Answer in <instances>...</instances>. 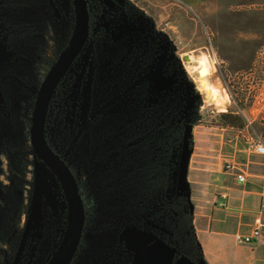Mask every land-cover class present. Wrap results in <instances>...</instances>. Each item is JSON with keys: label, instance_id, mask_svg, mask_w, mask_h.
Instances as JSON below:
<instances>
[{"label": "rangeland", "instance_id": "1", "mask_svg": "<svg viewBox=\"0 0 264 264\" xmlns=\"http://www.w3.org/2000/svg\"><path fill=\"white\" fill-rule=\"evenodd\" d=\"M184 1L90 0L93 30L86 55L57 92L46 127L87 206V233L72 264H137L160 239L150 223H130L113 175L128 174L130 161L119 167V159L132 152L134 142L147 139L146 110L179 84V70L165 58L168 30L205 101L203 122L189 127L192 148L182 152L179 190L191 192L196 172L212 166L228 147L230 129L219 124L223 112L249 116L252 141L264 136V90L258 86L264 43L254 65L234 75L215 48L219 37L256 40L258 28L244 26L242 11H236L238 26H227L225 11L190 7L226 6L224 0ZM75 20L72 0H0V264H46L63 237L66 198L54 175L34 160L30 127L38 90ZM202 57L213 63L209 72L201 67ZM247 72L248 78L242 75ZM204 79L217 90L211 92ZM130 91L143 113L130 117L127 132L119 121L126 117L121 105L130 103Z\"/></svg>", "mask_w": 264, "mask_h": 264}, {"label": "crops", "instance_id": "2", "mask_svg": "<svg viewBox=\"0 0 264 264\" xmlns=\"http://www.w3.org/2000/svg\"><path fill=\"white\" fill-rule=\"evenodd\" d=\"M224 3L226 6L190 7L209 12L225 11L227 26H238L236 11H242L244 26H249L251 32L252 27L258 28V37L253 41H238L230 36L218 38L215 48L219 59L234 75L254 65L256 52L264 43V0H224ZM242 117L244 127H226L231 133L228 147L216 154L212 166H204L202 172H196L191 192L183 191L191 204L195 233L205 264H264V211L261 210L264 154L254 148L255 140L252 141L250 127L245 121L249 116L243 114ZM239 175L245 180H239ZM258 216L263 222L260 237L252 243L237 242V234L252 233ZM174 250L158 239L143 251L137 264H196L186 257L178 258L174 263Z\"/></svg>", "mask_w": 264, "mask_h": 264}, {"label": "trees", "instance_id": "3", "mask_svg": "<svg viewBox=\"0 0 264 264\" xmlns=\"http://www.w3.org/2000/svg\"><path fill=\"white\" fill-rule=\"evenodd\" d=\"M92 30L91 27V34ZM164 40L165 58L171 67L173 64L179 70V84L165 92L146 110L147 139L134 142L132 152L121 156L119 167H124L127 161H130L131 167L128 174L115 172L114 187L120 190V196L125 199L124 208L129 219L132 216L131 224L145 226L150 223L149 229L178 252L174 260L186 257L196 264H205L195 233L191 204L185 192L179 190L178 175L183 150L192 148L189 127L203 122L202 109L205 101L183 64L177 40L171 30L165 33ZM38 43L35 46L41 49L42 46ZM33 62L36 63L35 60ZM133 92L125 95H131L130 103L123 102L121 105L126 117L122 114L123 119L119 121V126L128 129L127 132L132 128L130 119L137 118L133 115L138 112L141 117L143 113L140 110L142 106L133 104ZM219 122L222 126L238 128L245 125L241 115L227 112L220 114ZM32 153L34 160L40 162L35 152ZM122 174L125 176H121ZM84 203L87 214L85 198ZM86 233L87 217L84 237Z\"/></svg>", "mask_w": 264, "mask_h": 264}, {"label": "water", "instance_id": "4", "mask_svg": "<svg viewBox=\"0 0 264 264\" xmlns=\"http://www.w3.org/2000/svg\"><path fill=\"white\" fill-rule=\"evenodd\" d=\"M76 20L71 37L51 65L38 90L30 127L33 151L61 185L66 198L68 216L63 237L46 264H72L83 240L86 207L77 177L65 158L50 144L47 119L55 91L90 37V12L87 0H72Z\"/></svg>", "mask_w": 264, "mask_h": 264}, {"label": "built area", "instance_id": "5", "mask_svg": "<svg viewBox=\"0 0 264 264\" xmlns=\"http://www.w3.org/2000/svg\"><path fill=\"white\" fill-rule=\"evenodd\" d=\"M250 73L252 75L254 74V77H255V71L252 70V72H250ZM242 75L246 78H248L250 76L249 72H247L246 74H242ZM258 82H259L258 86L264 90V75H263V77H260ZM250 89L251 88H249V90ZM252 123H253L252 120L246 118V126L252 127ZM253 145H254V148L256 149L257 152H259L260 154H264V136L259 135L257 137L256 141L253 143ZM239 180L243 181V180H245V177L243 175H239ZM261 210L264 211V203L261 206ZM255 223H256V227L254 228L252 233L245 234V235L244 234H237L236 235L237 242H239V243H252L260 237L261 227L263 225L262 218L260 216H258L255 220Z\"/></svg>", "mask_w": 264, "mask_h": 264}, {"label": "flooded vegetation", "instance_id": "6", "mask_svg": "<svg viewBox=\"0 0 264 264\" xmlns=\"http://www.w3.org/2000/svg\"><path fill=\"white\" fill-rule=\"evenodd\" d=\"M88 1V6H91L90 5V0H87ZM38 4V3H37ZM37 4L35 3L34 4V6H37ZM21 6H27V5H24V4H21ZM28 6H31V5H28ZM4 7V6H3ZM4 8H8V6H5ZM89 12H90V8H89ZM90 15H91V12H90ZM92 17L90 16V35H91V27H92V25H93V22H92V19H91ZM89 40H90V37H89V39H88V41H87V43L89 42ZM87 43H86V45H85V47H84V49H83V51L80 53V55L75 59V61L73 62V64L71 65V67H70V69L68 70V72L66 73V75L62 78V80H61V82L59 83V85H58V87H57V89H56V91H55V94H54V96H53V98H52V101H51V103H50V108L51 107H53L54 106V104H55V102H56V96H57V92H59L61 89H63V87H64V85H65V83H67V79L70 77H68V75L70 74V72L72 71V69L78 64V62L80 61V59H82L86 54H85V51H86V46H87ZM66 46V45H65ZM64 46V47H65ZM59 56V55H58ZM58 57H56V59H57ZM55 59V60H56ZM55 60L53 61V63L55 62ZM52 63V64H53ZM51 64V65H52ZM51 65H50V67H51ZM76 68V67H75ZM42 84V83H41ZM50 108H49V113H48V117H49V114H50ZM47 122H48V119H47ZM47 138H48V136H47ZM49 140V139H48ZM49 142H50V140H49ZM50 144H51V142H50ZM52 145V144H51ZM53 146V148L57 151V152H59L61 155H62V153L58 150V149H56V147L54 146V145H52ZM63 156V155H62ZM64 157V156H63ZM65 158V157H64ZM66 160V159H65ZM66 162H67V160H66ZM68 163V162H67ZM69 164V163H68ZM70 165V164H69ZM72 168V167H71ZM73 169V168H72ZM74 171V170H73ZM83 195V194H82Z\"/></svg>", "mask_w": 264, "mask_h": 264}, {"label": "bare ground", "instance_id": "7", "mask_svg": "<svg viewBox=\"0 0 264 264\" xmlns=\"http://www.w3.org/2000/svg\"><path fill=\"white\" fill-rule=\"evenodd\" d=\"M202 63H201V67L202 66H205L206 67V69L205 70H207V72H209L211 69H213V63H211V61L207 58V57H202V61H201ZM203 68V67H202ZM206 74V73H205ZM206 77V76H205ZM203 78V77H202ZM208 80V79H207ZM203 84L204 85H207L209 88H210V90H211V92H215L216 90H217V88H215L213 85H210V84H208V82L204 79V81H203Z\"/></svg>", "mask_w": 264, "mask_h": 264}]
</instances>
